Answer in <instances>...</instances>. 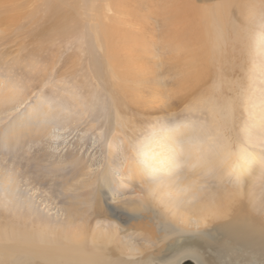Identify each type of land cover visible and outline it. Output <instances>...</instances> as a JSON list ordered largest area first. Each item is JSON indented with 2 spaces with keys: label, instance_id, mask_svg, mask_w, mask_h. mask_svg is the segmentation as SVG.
<instances>
[{
  "label": "rangeland",
  "instance_id": "1",
  "mask_svg": "<svg viewBox=\"0 0 264 264\" xmlns=\"http://www.w3.org/2000/svg\"><path fill=\"white\" fill-rule=\"evenodd\" d=\"M21 1L24 3L15 8L17 14L11 12L12 17H7L10 14H6L0 0V141L8 128L30 113L34 116L27 118L34 122V127L48 122L50 130L38 140H25L10 147L0 143V172H14L17 180L12 202L0 189V215L12 217L24 212L43 222L63 219L64 209L73 201L79 203L77 188L90 177L95 180L90 186L95 192L93 203L102 207V216L95 221L106 225L107 218L114 220L111 212L115 207L132 208L147 193L150 180L144 175L133 177L129 169L133 158L147 168L140 144L165 125L208 127L214 97L224 112L230 105L234 107L230 115L233 136L244 140L248 132L251 134L252 140L244 148L251 143L264 148V128L259 129L264 127V0H183L197 11L218 3H225L230 11L222 17L230 42L222 63H214L210 68L197 61L189 64L186 54L177 55L178 47L172 46L175 40L189 43L185 37L180 40L177 36L179 19L169 12L175 0H132L127 8L129 13L95 17L98 30L118 32L122 45L128 46V52H121L118 58L122 60L116 64V74L121 70L127 74L126 81H118L126 87L121 91L118 85L114 94L93 64L96 53L88 48L89 17H73L67 27L55 29L57 18L42 17V0ZM82 1L74 0L75 7L79 8ZM8 3L12 4V0ZM251 8L256 11L252 18L248 16ZM200 24L198 20L194 23V45L202 40ZM236 32L239 35L235 37ZM110 52L114 54L113 46ZM201 71L206 75H201ZM196 139L191 141L196 143ZM178 150L179 186L168 195L178 207L192 211L207 194L234 182L217 169L203 177L195 175L198 163L207 156L199 152L198 160L195 162L194 156L191 162L188 142ZM258 176L259 191H263L264 166ZM106 181L112 187L106 186ZM261 196L264 197V191ZM251 213L259 216L261 230L257 229V235L243 239L237 234L233 236L232 226L226 228L219 240L204 233L196 235L216 264H231L233 259L250 264L256 256L258 264H264V208ZM245 230L248 231L247 227ZM123 235L124 242L130 244L142 241L135 234ZM234 242L240 243L245 252L235 251ZM161 247L153 251L152 258L163 255ZM182 252L172 253L177 256Z\"/></svg>",
  "mask_w": 264,
  "mask_h": 264
},
{
  "label": "bare ground",
  "instance_id": "2",
  "mask_svg": "<svg viewBox=\"0 0 264 264\" xmlns=\"http://www.w3.org/2000/svg\"><path fill=\"white\" fill-rule=\"evenodd\" d=\"M8 1L10 0H2L3 9L6 14H10L7 17H12L11 12L17 14L15 8L24 2L12 0V4H9ZM42 1L44 3L42 17L58 19V26L55 29L67 27L73 17H89L91 35L88 34L90 44L88 48H92L96 53L93 58L96 73L100 71L103 74L101 78L109 83L112 94L116 93L115 87L117 88L118 85L120 89L126 87L122 83L127 74L121 69V72L116 74V64L120 59L118 58L120 53L128 52L126 50L128 46L122 45V37L118 32L98 30L95 17H117L116 14L129 13L127 8L132 0H90L89 3L84 0L79 8L75 7L74 0ZM177 1L170 4L169 12L174 13L179 19L176 21L177 36L180 40L185 37L189 42L182 41L184 44H181L177 40L174 41L172 46L178 47L177 55L186 54L189 64L197 61L208 65L207 68L214 63H222L227 43L230 42L227 25L222 20V17L230 12L227 5L218 3L214 7L197 11L196 7L194 5L195 8L191 7L187 1L179 0V3ZM248 16L255 17V9L249 11ZM196 19L198 22L201 21L199 30L202 40L198 43L199 46L194 45L195 39L192 36ZM234 35L236 37L239 33L236 32ZM235 41L234 38L233 43ZM180 45H187L190 49L179 47ZM111 46L114 54L109 53ZM130 63L127 65L128 69L132 67ZM200 74L206 75L202 71ZM117 75H120V78H117ZM119 79L122 83H118ZM233 112V105L224 112V108L219 106V101L214 97L211 99L208 127L196 128L187 124L182 127L183 124L179 123L165 125L159 132H154L142 142L140 145L143 146L140 149L143 163L147 168L141 167L133 158L130 159L132 162L129 163V169L133 177L144 175L150 180L147 193L144 192V196H140L132 208L115 207L111 212L114 220L107 218L106 225L101 224L100 220L95 221L97 217L102 216V207L93 203L95 192L90 186L95 180L89 179L90 177L85 179L80 188H77L80 189V195H75L79 196V199L77 198L79 203L74 201L70 203L64 209L63 219L57 217L52 222H43L38 218L34 219L32 213L24 212L20 215L14 213L12 217L6 214L0 215L3 217L0 218V264L8 262L11 264H216L212 257L206 254L204 242L196 235L204 233L207 237L219 240L226 234L225 230L229 226L234 228L233 236L237 234L242 239L253 234L257 235L258 230H261L257 219L259 216H254L251 212L259 213L264 208V197L261 196L264 190L259 191L260 185L257 184L261 167L264 166V148L261 149L257 143H251L250 147L247 144L249 148L247 149V146L246 149L244 148L246 142L250 143L252 140L249 132L244 140L233 136L234 127L230 120ZM28 116L34 115L27 114L21 122H16L18 123L16 126L13 124V127L8 128L7 135L1 137L0 143L10 147L25 140L45 137L50 130V124L45 122L44 126L34 127V122L29 121ZM27 125L30 129L25 128ZM263 128H259L260 131ZM193 137L197 138L196 143L191 141ZM199 141L202 144H199ZM185 142L190 145L191 162H194V156L197 158L195 162L198 160L199 152H204V157L207 156L204 161H198L199 166L194 170L195 175L204 176L208 171L217 169L221 173L224 172L231 179L230 181H234L230 186L207 194L192 207V211L178 207L176 201L174 203L168 198V195L176 192L175 186L178 185L176 168L181 162V151L178 148ZM108 171L109 169L105 173ZM105 185L112 187L108 181ZM0 189L12 202L17 193L14 172L9 170L0 172ZM101 189L99 186L97 189L99 193ZM109 214L107 213L106 217ZM246 227L248 231L245 230ZM125 233L135 234L137 239L139 236L142 241L139 240L141 242L136 244L124 242ZM158 247L164 248L163 255L152 258L153 251ZM233 248L239 253L245 252V248L240 243L237 245L234 242ZM193 249L198 252L192 251ZM174 250L177 252L184 250V252L174 256L172 253ZM258 262L256 256L250 264H258ZM231 264L241 263L233 259Z\"/></svg>",
  "mask_w": 264,
  "mask_h": 264
}]
</instances>
